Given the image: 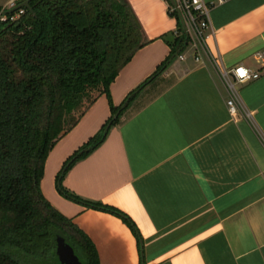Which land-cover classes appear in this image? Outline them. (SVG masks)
Listing matches in <instances>:
<instances>
[{"label": "crops", "instance_id": "1", "mask_svg": "<svg viewBox=\"0 0 264 264\" xmlns=\"http://www.w3.org/2000/svg\"><path fill=\"white\" fill-rule=\"evenodd\" d=\"M127 1L146 43L109 97L99 96L50 150L43 196L89 237L99 264H264V0H204L214 5L200 59L185 47L62 177L69 192L124 213L139 243L118 215L59 192L65 161L171 51L177 20L168 1ZM238 66L258 76L236 84L240 113L232 116L220 70Z\"/></svg>", "mask_w": 264, "mask_h": 264}, {"label": "trees", "instance_id": "2", "mask_svg": "<svg viewBox=\"0 0 264 264\" xmlns=\"http://www.w3.org/2000/svg\"><path fill=\"white\" fill-rule=\"evenodd\" d=\"M30 7L33 13L23 8L17 18L10 20L15 11L0 20V264H23L24 258L59 264L57 236L73 248L82 264H99L89 237L45 199L40 181L55 143L99 96L109 97L119 71L146 43L143 30L127 0H31ZM169 14L176 18L177 30L168 57L152 74L155 77L186 47L177 14ZM146 80L137 88L141 90ZM119 107L111 106L100 131L65 161L62 168L90 147L64 174L103 142L104 128ZM58 190L74 201L118 215L139 243L135 225L118 209L82 199L61 184Z\"/></svg>", "mask_w": 264, "mask_h": 264}, {"label": "built area", "instance_id": "3", "mask_svg": "<svg viewBox=\"0 0 264 264\" xmlns=\"http://www.w3.org/2000/svg\"><path fill=\"white\" fill-rule=\"evenodd\" d=\"M174 1L175 6L168 2L169 11L174 13L178 11L182 16L186 27L185 32L188 35L186 47H190L194 59L199 60V53L201 50H204L206 31L210 26L209 12L211 7L214 5V2L207 3L204 0ZM223 1L225 0H218V2ZM9 4L10 8L16 5L13 0H10ZM21 13H23V8L18 9L16 14L10 16V20L17 18ZM0 20H6V15L0 13ZM179 58L183 59L182 53L179 55ZM220 74L224 79L228 93L227 98L225 99L227 110L232 116H236L240 113V103L236 84L251 78H255L258 76V74L254 72L252 73L249 69L243 66L235 67L229 71L222 69L220 70ZM245 115L249 116L248 113H245Z\"/></svg>", "mask_w": 264, "mask_h": 264}, {"label": "water", "instance_id": "4", "mask_svg": "<svg viewBox=\"0 0 264 264\" xmlns=\"http://www.w3.org/2000/svg\"><path fill=\"white\" fill-rule=\"evenodd\" d=\"M30 1L31 0H24L22 1L21 3L15 5L14 7L8 9V10H4V11H0L1 14H4V15H7V14H11L15 11H17L18 9H21V8H26L28 11H30L31 13H33V10L32 8L30 7ZM168 2L175 6V1L174 0H168ZM177 13V17H178V20H179V23L181 25V29L182 31H184L185 33V36H184V40H183V44L186 45V43L188 42V35L187 33L185 32V24H184V21L182 19V16L180 15V13L178 11H176ZM182 50V47L181 48H178L175 52V55L179 54ZM155 76L154 75H151L147 80L146 82H150ZM140 88H137L135 89L134 91H132L127 97L126 99L123 101V103L120 105L119 109L117 110V112L114 114V116L111 118V120L106 124L105 128H104V131L103 133L105 134L112 121L114 120L115 117H117L119 115V113L125 108L127 107L130 99L132 97H134L138 92H139ZM90 150V147H87V148H84L82 150H80L78 152V154H81L83 152H87ZM77 154V155H78ZM77 155H74L67 163L66 165L62 168L61 170V173H60V176L58 178V181H57V185L60 184V180H61V177L62 175L64 174V172L66 171L67 167L76 159ZM140 253L141 255L143 254L142 252V247L140 249ZM55 254H56V257L58 259V262L59 264H82L80 262V260L78 259L77 255L74 253V250L73 248L65 242L64 238L61 237V236H57L55 238Z\"/></svg>", "mask_w": 264, "mask_h": 264}, {"label": "rangeland", "instance_id": "5", "mask_svg": "<svg viewBox=\"0 0 264 264\" xmlns=\"http://www.w3.org/2000/svg\"><path fill=\"white\" fill-rule=\"evenodd\" d=\"M174 60H176V58H175ZM174 60H173V61H174ZM158 75H159V74H157L156 76H158ZM147 84H148V83H147ZM147 84H146V85H147ZM146 85H145V86H146ZM142 89H143V88H142ZM142 92H143V90H141V91H139V92L137 93V95L135 96V98L137 97L136 100L139 99V97H140V95H141ZM135 98H134V99H135ZM134 99L132 100L131 103H133V101H135ZM127 111H129V107L126 108V109L124 110V112H127ZM124 112H123V113H124ZM122 115H123V114H122ZM56 258H57V257H56ZM29 260H30V259H26V258H24V260H23V264H54V261H53V260H51V261L48 260L50 263H49V262H44V261H42V263H40V262H38V261H32V260L29 261Z\"/></svg>", "mask_w": 264, "mask_h": 264}]
</instances>
